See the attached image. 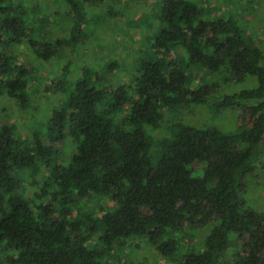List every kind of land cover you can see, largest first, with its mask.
Listing matches in <instances>:
<instances>
[{
    "label": "trees",
    "instance_id": "1",
    "mask_svg": "<svg viewBox=\"0 0 264 264\" xmlns=\"http://www.w3.org/2000/svg\"><path fill=\"white\" fill-rule=\"evenodd\" d=\"M58 1L69 13L66 37L53 43L45 34L44 43L31 42L43 62L65 43L78 45L84 24L88 0ZM19 11L0 9V93L24 107L38 78L33 67L13 63L14 46L32 30ZM202 14L190 0L164 2L152 36L155 54L137 61L129 84L105 85L83 69L30 140L0 126L4 264H112L109 252L135 239H147L169 264H225L230 242L237 246L231 264H264V215L242 196L247 179L264 165V51L231 18ZM199 72L211 76L210 84L195 83ZM245 76L257 86L217 92L221 78L237 83ZM48 88L63 87L52 82ZM184 103L235 110L241 118L230 131L177 121L167 136L153 138L150 130L165 111ZM28 177L30 187H39L32 197L24 186ZM197 224L210 226L204 244L183 254L174 235Z\"/></svg>",
    "mask_w": 264,
    "mask_h": 264
},
{
    "label": "rangeland",
    "instance_id": "2",
    "mask_svg": "<svg viewBox=\"0 0 264 264\" xmlns=\"http://www.w3.org/2000/svg\"><path fill=\"white\" fill-rule=\"evenodd\" d=\"M77 1L82 3V0ZM166 1L170 0H88L83 5L85 19L78 45L70 49L65 43L63 48L67 47V53L64 49L60 50L56 58L43 62L35 57V46H31V42H35L37 37L44 43L45 40L42 38L45 34L53 43L61 37H66L64 31L67 32L68 9L61 6L58 0H0V9L9 5L17 6L29 23L27 27L32 29L29 39L14 46L18 56L13 59V63L33 67L34 76L38 78V81H34L32 87L25 92L28 99L24 107H21L16 97L4 91L0 93V126L11 127L13 134L16 137L19 135L23 140L25 138V142L30 140L31 134L44 128L52 112L65 102L70 82L77 79L78 71L83 69H89L97 77L100 76V83L105 85L117 87L129 84L133 76L132 68L137 61H140L142 56L155 54L151 48L152 36L156 33L158 17ZM190 1L195 2L202 10L203 18H231L243 37L249 38L264 51V0ZM52 16L53 19L50 18ZM44 21H48L47 25L40 29L39 26ZM210 77L199 72L194 81L198 83L207 79V83L210 84ZM52 82L63 87L61 92L58 88H48ZM218 85L221 88L217 89V92L222 95L255 88L257 82L254 77L245 76L236 83L228 77V80L221 78L215 83V87ZM239 118L241 115L235 110L216 112L209 104L184 103L176 110L167 109L160 126L156 130H150V135L158 139L167 136L172 124L177 121L199 128L230 131ZM254 172L247 179L242 196L248 208L264 215V165L263 170L258 166ZM26 179L24 185L26 193L32 197L39 191V187L37 185L30 187L31 179L29 177ZM87 205L92 203H86L85 206ZM86 209H77V213L82 214ZM209 227L200 224L185 226L180 234L175 233V237L179 235L180 251L184 254L190 247V252L201 248ZM137 243L141 246H135ZM235 248L236 244L230 242L225 264L232 263V252ZM118 254L122 258L120 261L117 258ZM108 255L112 264H121L123 259L138 264H169L147 243V239L130 241L123 250H111ZM2 257L4 256L0 252V264H4Z\"/></svg>",
    "mask_w": 264,
    "mask_h": 264
}]
</instances>
